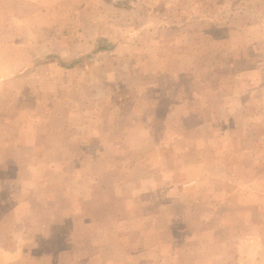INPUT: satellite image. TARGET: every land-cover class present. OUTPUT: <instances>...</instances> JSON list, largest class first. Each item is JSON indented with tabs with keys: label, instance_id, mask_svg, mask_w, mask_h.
<instances>
[{
	"label": "rangeland",
	"instance_id": "rangeland-1",
	"mask_svg": "<svg viewBox=\"0 0 264 264\" xmlns=\"http://www.w3.org/2000/svg\"><path fill=\"white\" fill-rule=\"evenodd\" d=\"M234 2L54 0L32 26L11 17L17 13L11 0L0 9V27H6L0 31V41L22 34L23 40H33L29 48L38 53V61L23 65L27 74L0 82L1 104L11 105L15 96L20 97L23 111L17 120L32 123L31 116L24 117L31 103L26 97L40 87L44 117L40 121L47 124V136L53 141L48 152L57 157L47 161L53 166L33 168L34 188L28 201L0 214V264H192L197 253L224 254L229 264H264V239L261 252L250 242L254 232H264V223L256 228L249 221L260 211L252 200L264 203V193L262 198L247 195L244 202L249 204H227L228 178L223 172L229 164L210 161L235 147L234 139L242 135V129L233 125L239 114L192 113L196 105L190 103L168 111L173 99L168 94L180 85L178 97H189L195 72L199 77L209 71L222 73V60L234 62L244 55L249 64L256 60L264 66V35L255 47L234 49L228 36L233 31L237 35L238 27L226 25L245 17L249 25L261 21L264 27V0H246L251 9L243 17L238 13L232 17L230 10L217 7H225L224 3L232 7ZM31 9L22 6L23 15ZM13 27L40 29L31 36L14 32ZM209 35H214L211 44ZM64 36L70 37V47L61 44ZM108 36L118 41L105 40ZM78 41L81 46L74 45ZM214 45L222 55L208 69V47ZM7 63L4 71L22 66L13 58ZM196 86L205 90L199 99H211L200 81ZM219 87L209 92H226L227 87ZM159 90L162 98L156 96ZM201 117L211 120L214 128L191 125ZM247 119L243 124H249ZM79 124L80 128L72 127ZM261 128L247 127V134L261 132L256 146L264 152ZM78 134L87 139L80 149L77 143L66 142ZM254 146L251 143L248 149ZM78 155L79 174V160L67 162V157L73 160ZM62 157H66L63 163ZM259 161L264 168V160ZM248 162L254 169V161ZM16 171L29 176L25 166ZM261 183L264 189V177ZM10 194L24 193L7 191ZM246 234L251 236L244 240ZM3 248H18L16 260H10L13 257Z\"/></svg>",
	"mask_w": 264,
	"mask_h": 264
},
{
	"label": "crops",
	"instance_id": "crops-1",
	"mask_svg": "<svg viewBox=\"0 0 264 264\" xmlns=\"http://www.w3.org/2000/svg\"><path fill=\"white\" fill-rule=\"evenodd\" d=\"M9 0H0V9L3 10V7L6 5ZM12 4L10 6L17 9L13 13V19L18 22V24H23L27 26H32L33 20L37 16H45L46 13L53 7V4L49 3V1L54 0H11ZM246 0H237V2H234L231 5L226 7L227 4H222L223 6H217L218 9L222 10H230V12L233 13V16H236L238 13L240 16H245L248 9H251V7L246 6L245 4ZM215 4V3H214ZM127 5V4H125ZM22 6L34 8L29 11V13L23 15L22 13ZM210 9L214 5H208ZM257 6V5H256ZM128 7V6H127ZM132 7V6H130ZM260 7V6H259ZM259 7H255L256 10H260ZM230 8V9H229ZM211 12V11H210ZM212 13V12H211ZM229 13V11H227ZM224 13V14H227ZM233 19V18H232ZM232 22L226 24L229 27H238L237 35L233 32H231V35L228 36L230 39L228 40L230 42V46L232 48L236 49L235 46H238V49H241L240 47L244 46L248 47L250 45H254L258 42L257 40H260L261 36L264 35L263 26L261 25V21H257V24L249 25L245 17L241 22H236L235 20H231ZM16 22H13L15 24ZM32 22V23H31ZM208 23H211V21H208ZM216 24V27H224L223 25H220L218 23ZM212 26V25H211ZM227 26V27H228ZM260 26V27H257ZM209 27V24L207 25ZM47 29L53 30L55 27H45ZM66 29V27H64ZM69 28V27H68ZM86 28V27H85ZM40 27H13L11 30L14 32H20V33H30L31 36L32 33H35L36 31H39ZM71 29V28H70ZM69 29V30H70ZM6 27H0V31H5ZM82 30L81 27L78 29V31ZM260 31L259 33H257ZM233 35V36H232ZM104 36V35H103ZM235 36V37H234ZM234 37V39H233ZM70 37L64 36L62 38L61 44H64L66 47H70ZM208 38H210V44L211 41L214 39V35H209ZM109 39V41L117 42L118 40L114 36H108V38H105V40ZM216 39V37H215ZM264 40V39H263ZM263 40H260L261 42ZM81 41V40H80ZM75 42V46H81V42ZM259 41V42H260ZM33 40H23L22 34L18 35L16 39L10 40V41H0V82L10 79V78H16L18 76L24 75V71L22 69L24 68V64H31L34 63L38 58L37 52H32V50L29 48H32ZM49 43V42H47ZM50 43H54L50 41ZM218 43L217 40H215V44ZM264 44V41L262 42ZM218 47V45H214L208 48L210 49L208 60L206 61V64H208L207 68L211 67L210 65H213V62L218 59L217 57H220L221 51H215L214 48ZM107 47H105L106 49ZM110 48V47H108ZM228 48V47H227ZM259 50L263 51L261 44H259ZM222 55V54H221ZM264 55V53H263ZM262 55V56H263ZM247 55H244L242 58L240 56V59L236 58L234 62H229L227 60H222V73H217L216 71H209L205 76L201 75L199 77L197 74L198 72H195L196 75H193L191 77V83H190V96L183 95L182 97H178V95L181 96V89L182 86L179 84L178 90L174 91L173 94H168L169 97L173 98L171 99L170 107L168 108V111L175 112L176 110L181 109V105L183 104H189L190 105H196L194 109H192V113H203V112H215V111H225L229 113L234 111L237 112L239 117L235 119V123L233 124L235 126V129H242V135H238L239 139L238 141L234 139L235 147L232 151L223 152V157L218 156L215 158L210 159V161L216 162L218 160H224L226 164H229V167H224V174H226L228 178V189L227 194L225 195V200L227 204H240L241 206L243 204H249L246 201L247 195H250L251 193H255L254 195L257 197V194H259L258 198H262L264 193V189L262 188L263 185L261 183L262 177H264V168L262 167L261 161L264 160V152L261 150L259 151L260 147L256 146V144L259 143L260 139L262 138L261 132L253 131L252 136L247 134V127H254L264 128V122H263V114H264V66L261 65L260 62L254 61V64H249ZM260 57V56H259ZM16 59L18 63H20V66L17 71H4L6 69V65H8L7 61L8 59ZM233 58V57H232ZM16 62V61H15ZM241 62H244V65H240ZM228 63V64H227ZM69 66V65H68ZM198 69H195V71ZM226 70V71H225ZM27 74V73H25ZM198 76V77H197ZM213 80V84L211 85V81ZM200 81L203 86H205V89L208 90V96L211 93V99L207 101H202V99H199L200 92L205 91L203 89L199 90L196 86L197 82ZM176 82V81H175ZM222 84V86H220ZM220 86V87H219ZM227 87L226 92L223 91L220 92V89H218V92L209 90L214 88H221L223 90V87ZM36 92L35 94L30 95L26 99H30L31 103H29L28 109L26 110L25 116L28 117L31 116V119L33 118L32 123H27L21 120H17L18 118L21 119L22 117V111L21 105L23 104L22 99L20 97L15 96V103H12L11 105H3L1 104V97H0V184L1 181L4 184V187H0V214H5L7 211H12L17 209L22 205V203L27 202V198H29V193L33 191L32 187V178L35 177L33 173V168L38 169L40 165L47 164L48 166H53V163L47 162L48 160L57 159V157H53L54 153L48 152V150L51 149L50 144L51 138L47 136L48 132V126L45 122H41L43 117V100L41 98L42 95H40L39 91L41 90L40 87L33 88ZM187 89V88H186ZM162 90L157 91V95L160 98L164 96L162 94ZM1 94V93H0ZM4 100V99H3ZM27 103V102H26ZM157 104H160L158 101ZM189 106V105H188ZM41 107V108H40ZM180 107V108H179ZM42 111V112H41ZM41 112V113H40ZM246 114L249 119L246 117H242L243 114ZM190 115L186 116L189 117ZM193 117V116H191ZM199 117V116H198ZM262 117V118H261ZM23 119V118H22ZM41 119V121H40ZM249 120V124H243V120ZM190 121V119H189ZM191 122V121H190ZM211 120L205 118H200L194 121V123L191 122V125L193 126H204L205 124L208 126V128H214L212 124L210 123ZM78 126V127H76ZM148 126L150 128V125H143ZM73 128H80L79 125L72 126ZM72 128V129H73ZM261 128V129H262ZM234 129V130H235ZM30 130V133H29ZM23 132V134H22ZM28 132V133H25ZM230 133V132H229ZM223 135V134H222ZM153 141V140H152ZM67 143H77L78 148L81 144L84 142H87V139L85 137H81L78 135L74 136H68L66 138ZM65 142V143H66ZM254 143L255 146L252 149H248V146ZM80 149V148H79ZM262 152V153H258ZM51 154V155H50ZM215 155V154H214ZM51 156V157H50ZM101 156H98L97 158H100ZM103 157V156H102ZM112 157V155H111ZM113 157H116L113 155ZM75 159L79 160L78 169L76 170V173L79 174V169L81 166V156L74 157L73 160H70V157H67V162L70 163L71 161H75ZM29 161L26 162V165L21 164L19 161ZM64 160H66V157H62L61 162L63 163ZM249 160L254 161V169H251L252 167H249L248 164ZM210 163V162H209ZM208 163V164H209ZM84 164V163H83ZM212 164V163H211ZM252 165V164H251ZM21 166H25L26 168H29V173L26 171V175L28 174V178L22 177L20 173H17L16 169L20 168ZM13 178L10 179L9 182L10 185H7V177ZM38 177V176H37ZM42 180V178L38 179ZM35 180L33 179V182ZM14 183L13 187L12 184ZM9 184V183H8ZM7 185V186H6ZM16 185V186H15ZM2 190V191H1ZM7 191L10 193L18 192L24 193L19 196L16 194H10V202L7 201ZM251 196V195H250ZM254 196V198H255ZM30 199H32V196H30ZM256 199V198H255ZM253 206L254 208H258L259 213L255 214L254 217L250 218V222L254 225H257L256 228H259L258 225H262L264 220V211L262 206H264V203L262 200H255ZM53 201V200H52ZM24 202V203H25ZM54 204V202H53ZM54 207V205H53ZM24 220H20V224H24ZM251 236V235H250ZM249 234L244 237V240H247V238L250 237ZM18 238L15 237V239ZM264 239V232L262 230H259L258 232L253 233V240L250 242H253L255 244L256 249L258 248L259 252L263 250L260 241ZM4 253L8 254V256H12L13 258L10 260H16V254L19 252L18 248L7 250L3 248ZM197 258L193 261L192 264H229L228 260H226L224 254H219L218 256L215 254H196ZM262 256V255H260ZM5 264V263H4Z\"/></svg>",
	"mask_w": 264,
	"mask_h": 264
}]
</instances>
